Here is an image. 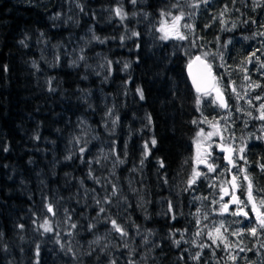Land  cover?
<instances>
[{
    "label": "trees",
    "instance_id": "obj_1",
    "mask_svg": "<svg viewBox=\"0 0 264 264\" xmlns=\"http://www.w3.org/2000/svg\"><path fill=\"white\" fill-rule=\"evenodd\" d=\"M255 1L219 0L220 6L239 10L236 15L231 12L227 15L225 25L230 30L235 27L247 38L246 42L238 40L225 46L222 42L231 33L223 32L217 40L218 35L213 32L214 40L211 32L213 26L218 29L224 17L207 10L196 16V4L186 1L0 0V264H5L4 252L8 248L14 253L12 264H34V253L38 251L42 252L37 264H58L42 247L34 251L24 240L29 224L24 218L33 214L31 208L37 204L34 199L39 190L38 174L60 190L68 186L72 174L97 188L96 182H88L77 163L69 165L61 160L77 120L83 115H94L88 112L81 95L90 91L95 96L98 88L111 95L118 112L116 139L119 143L125 139L127 168L134 169L131 177L137 176L142 184L138 187L142 197L140 207L131 203L123 211H116L114 206L117 224L141 227L137 231L154 230L156 245L149 262L142 259L145 264H218L208 255V246L205 257L197 250L201 242L196 238L191 241L197 231V208L190 195L180 189L194 167L192 140L199 115L198 95L186 75L187 59L181 51L173 52L175 42L153 40L151 33L135 27L133 15L144 10L154 17L159 14L182 17L190 28L187 37L193 38L189 40L192 47L200 42L213 45L219 41V48L232 54V48L239 50L245 44L252 50L260 19V26L264 24V0ZM114 7L125 13L124 19L111 18L110 9ZM84 22L92 25L95 40L78 66L61 56L54 57V61L43 58L42 40L55 51L57 45L63 50L71 33H82ZM121 27L133 28L138 33L129 43L123 42ZM100 51L113 55V60L130 63L126 74L120 76L117 72L108 85L97 84V78L93 77L90 59L94 52ZM121 84L125 88L120 92L117 87ZM138 88L143 91V99ZM144 144L150 152L141 161ZM252 147L247 159L258 158L256 161L264 165V141ZM95 159L94 155L90 162ZM61 168L65 169L62 182L52 181L51 175H58ZM97 175L102 177V183L109 179L107 172ZM122 187L126 189L123 180ZM103 190L106 191V185ZM127 196L132 199L128 192ZM146 199L150 204H144ZM203 205L208 206V201ZM146 209L152 212L150 222L143 224ZM29 219L33 226V217ZM98 255L89 253L76 262L99 264Z\"/></svg>",
    "mask_w": 264,
    "mask_h": 264
},
{
    "label": "rangeland",
    "instance_id": "obj_2",
    "mask_svg": "<svg viewBox=\"0 0 264 264\" xmlns=\"http://www.w3.org/2000/svg\"><path fill=\"white\" fill-rule=\"evenodd\" d=\"M180 1L196 4V16L207 10L224 17L222 24L217 26L218 29L213 26L211 31L213 37L214 33L218 35L217 40L223 32L231 33L222 45H231L238 40L247 41L235 27L230 30V27L225 25L227 15L230 12L232 16L238 14V9L220 6L219 0ZM133 3L135 4V1ZM118 11L120 14H117ZM149 14L141 10L140 14L133 15L134 26L151 33L153 40H169L170 44L175 42L173 52L181 51L187 63L196 55L207 60L214 73V88L226 98L227 107L224 110L211 92L199 94L197 98L199 115L195 121L197 129L192 140L194 167L190 177L180 187L183 193L190 195L197 208V231L191 241L196 238L201 242L197 250L205 257V247L208 246V255L218 264H264V228L259 225V219L264 218V169L256 161L258 158L253 157L252 161L247 159L253 150L252 146L260 145L264 141V119L260 118L264 113V108H261V105H264V24L260 26V19L252 50L249 51L248 45L245 44L239 50L232 48L231 54L227 49L219 48V41L213 45L200 42L192 47L189 40L193 38L187 37L190 28L182 17L176 21L170 14H167L169 17L163 14L154 17ZM110 16L113 20H122L125 13L114 7L110 9ZM173 24L175 29L172 28ZM84 26L86 27L80 30L82 33H71L68 45L63 50L57 45L55 51L51 44L42 40L43 58L54 61V57L59 59L57 57L61 56L78 66L84 52L95 40L92 25L84 22ZM161 28L165 31H161ZM133 30L135 29L121 27V41L129 43L134 33H138ZM165 35L167 38H162ZM113 58V55L108 56L105 51L94 52L90 62L93 77L98 80L97 84L108 85V80L117 72L120 76L126 74L129 61ZM125 65L128 67L125 68ZM118 88L121 92L125 86L121 84L117 90ZM81 99L87 105L88 112L94 113L95 116L83 115L77 120L76 130L70 136L69 145L65 148L61 161L69 165L77 163L83 168L88 182H96L97 188H91L72 174L68 179V186L60 190L50 186L47 179L43 180L38 174L39 190L34 199L37 204L35 208H31L33 214L28 215L33 217L34 225H31L28 216L24 218V222H29L26 225L24 240L34 251L37 247H42L47 255H52L59 261L58 264H79L76 259L84 258L82 256L89 253L99 254L96 258V262L100 261L99 264H145V261L149 262L152 257L156 245L154 230L137 231L141 227L119 226L116 212L112 211L114 206L116 211H123L131 203L140 207L139 201L142 199L138 191L139 184L142 185L141 181H138L137 176L131 177L134 169L132 171L126 165V147L123 145L125 139L119 143L115 136L118 112L111 101V95L102 88L97 89L95 96L90 91L84 93ZM210 132L216 134L208 138L207 134ZM145 145L147 144L141 146V161L150 152L148 145L147 149ZM94 155L97 159L93 163L90 160ZM226 156L231 158L232 168L225 162ZM209 165L213 166V171H209ZM64 170L61 168L58 175L52 174V181L62 182L61 174L63 176ZM104 172H107L109 179L105 178L102 183V177L97 174ZM194 172L199 175L194 183L189 184ZM122 180L125 181L126 189L122 187ZM104 185L106 191L103 190ZM127 192L132 199L127 196ZM66 195L69 196L64 197ZM206 200L208 206L203 205ZM144 204H150L149 199H146ZM49 205L52 211L48 210ZM224 205H227L226 211L223 210ZM151 212L149 209L144 210L143 224L150 222ZM112 221L126 234L117 231ZM253 227L256 228L255 235L250 231ZM220 236H223V239ZM20 244L19 240L18 245ZM41 252L34 253V264H37ZM4 255L5 264H12L14 253L10 248Z\"/></svg>",
    "mask_w": 264,
    "mask_h": 264
},
{
    "label": "water",
    "instance_id": "obj_3",
    "mask_svg": "<svg viewBox=\"0 0 264 264\" xmlns=\"http://www.w3.org/2000/svg\"><path fill=\"white\" fill-rule=\"evenodd\" d=\"M197 57H199L200 59L197 60L196 59ZM209 68H210V75H209ZM185 70L189 84L191 85L193 91L196 94H205L212 92L213 96L216 98L220 106L221 103L226 104L225 96L220 91L214 88L215 86L214 73L207 60L203 59L199 55H196L191 60V62L187 63ZM198 87L201 89V91L197 90ZM221 108L223 110L226 109V107H222V106ZM225 162L230 165V168L233 167L232 161L229 162V160L225 158ZM231 201L234 203L236 202L234 199H231Z\"/></svg>",
    "mask_w": 264,
    "mask_h": 264
},
{
    "label": "snow or ice",
    "instance_id": "obj_4",
    "mask_svg": "<svg viewBox=\"0 0 264 264\" xmlns=\"http://www.w3.org/2000/svg\"><path fill=\"white\" fill-rule=\"evenodd\" d=\"M117 14H120L119 11H118ZM179 19H180V17H174V20H176V21H178ZM172 28L175 29V24L172 25ZM161 31H165V29L164 28H161ZM134 35H135V33H134ZM162 38L166 39L167 38V35H165ZM179 38L180 39H184L183 36H179ZM196 59L199 60L200 58L197 57ZM127 67H128V65H125V68H127ZM209 75H210V68H209ZM197 90L198 91H201V89L199 87L197 88ZM137 92L140 95L141 99H143V91L138 88L137 89ZM257 99H259V97H257ZM221 106L222 107H227V105L224 104V103H221ZM261 108H264V105H261ZM260 118L261 119H264V113H262V115H261ZM149 120H151V117H149ZM113 123H115V121ZM213 127H215V125H213ZM215 134L216 133H214V132H210V133L207 134V136H208V138H210L212 135H215ZM155 143H156V141H155V139H153L152 140V144L155 145ZM145 148L147 149V145H145ZM81 151H83V149H81ZM241 151H243V149H241ZM145 155H147V151L145 152ZM225 158L228 159L229 162H231V158L230 157L226 156ZM200 162H203V161H200ZM162 166H163V162L161 161V167ZM261 167H262V169H264V165H262ZM213 170H214L213 169V166L212 165H209V171H213ZM197 175H199V173L194 172L193 178L191 180H189V184L195 182V178H196ZM249 189L251 190V183L249 184ZM249 198L251 199V195H250ZM253 207H255V205H253ZM48 210L49 211H52L51 205L48 206ZM223 210H225V211L227 210V205H224V209ZM101 211H103V209H101ZM241 211H243V210L241 209ZM236 214H238V213H236ZM245 215H247V214L245 213ZM112 223H113V226L116 228L117 231L122 232V234H126V233H123V230L118 225H116V222L115 221H112ZM259 225H260V227L264 228V218H260L259 219ZM46 230H48V229L46 228ZM250 231L252 232L253 235L256 234V228L255 227H253L252 229H250ZM217 233L219 234V229H217ZM209 236L211 238V233H209ZM220 238L223 239V236H220Z\"/></svg>",
    "mask_w": 264,
    "mask_h": 264
}]
</instances>
